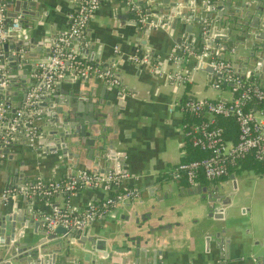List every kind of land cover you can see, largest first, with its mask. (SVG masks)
Instances as JSON below:
<instances>
[{
    "label": "crops",
    "instance_id": "0c3cea01",
    "mask_svg": "<svg viewBox=\"0 0 264 264\" xmlns=\"http://www.w3.org/2000/svg\"><path fill=\"white\" fill-rule=\"evenodd\" d=\"M34 2L39 18L32 22L31 28L23 27L26 34L33 38V47L28 50L31 58L25 59L23 69L21 67L18 70L29 78L33 61L46 51L50 37L66 29V15L73 6L72 0ZM182 18L177 19L171 27L162 23L143 30L139 28L135 12L126 0H101L88 18L83 36L87 43H98L94 56L98 58L99 64L109 63L111 58L114 59L111 65L107 66L118 68L117 75L125 85L126 91L121 97V107H115L117 101L112 88L104 86L99 78L92 77L90 84L83 90L91 91L94 100L101 97L103 100L110 99L114 107L109 109L102 103V108L108 111L107 119L101 125L105 127L102 134L104 144L111 145L117 154L122 156L118 161H121L131 175L127 183L141 190L140 195L131 203L144 200L148 197V188L159 182L164 184V189H167V184L171 185V193L178 194L176 199L184 198L189 203L183 208V212H177L178 220L173 223L164 221L167 224L161 227L160 235L163 236L158 246L160 255H156L153 260L149 253L139 264H249V260L254 263L256 259L264 256V172H254L250 168L238 166L227 175L214 180L213 186H217V191L226 201L219 200L212 210L205 206L207 202L203 206L197 204L196 197L202 194L201 191L182 193L190 184L184 179H173L167 174L168 168L183 160L186 154L184 114L175 102L187 96L226 99L230 95L225 86L215 88L210 85L207 73L197 67V59L193 56L185 57L176 63L169 58L176 43L187 45L194 52L202 47L200 43L196 44V28L191 26L189 30H185L190 21ZM182 34L188 41H178L177 38ZM114 46L116 51L112 50ZM136 49L158 57L157 72L147 63L135 65L129 60V56ZM89 51L91 50L88 48ZM175 67L188 75L185 83L173 84L165 78V72ZM73 75L74 73L67 72L64 78L69 80ZM62 87L65 90L79 88L75 82H65ZM111 112H114L113 115ZM73 148V151L67 150L65 154L59 150H33L18 138V141L8 148L7 154L2 156L0 188L5 185L9 172L11 174L8 179L10 178L11 183H24L36 175L44 178L62 177L67 172L74 173L87 162L104 167L105 159L97 155L96 148H92L90 158L84 146L77 144ZM194 184L205 185L207 182L198 179ZM102 195L100 190L83 188L66 197L64 193L55 194L51 199L57 204L80 209ZM0 206L3 212L21 211L22 215L36 212L40 216L41 212L49 209L46 199L21 194L8 198ZM128 211L126 205L111 207L103 219L91 222L83 234L101 237L110 230L119 231L127 222L128 218L125 217ZM35 220L33 218L23 226H19L17 222L14 237L16 242L32 245L41 237L42 224L34 226ZM55 246L56 244H49L46 248L52 251ZM6 247L14 248L12 242ZM81 247L91 248V244L63 243L60 251L54 253L53 260L50 257L52 253L37 254L36 256L41 258L40 262L30 254H26L22 259L26 251H21L13 255L9 264L133 262L134 256L131 253H116L113 260L95 258L96 254L92 252V248L89 260L86 261L83 256L85 250ZM1 255L2 258L5 257L4 252H0Z\"/></svg>",
    "mask_w": 264,
    "mask_h": 264
},
{
    "label": "water",
    "instance_id": "95a60500",
    "mask_svg": "<svg viewBox=\"0 0 264 264\" xmlns=\"http://www.w3.org/2000/svg\"><path fill=\"white\" fill-rule=\"evenodd\" d=\"M5 2L4 27L12 18H16L22 27L30 28L33 26L32 22L38 20L39 14L34 0H5ZM135 4L137 7L133 11L136 18L139 16L137 11L145 16L146 24L139 25V28L143 30L162 23L171 27L177 19H183L182 17L190 21V24L185 26V30H189L191 26L195 27L196 44L203 43L208 52V57L205 60L196 61L197 67L205 70L207 76L210 66L206 61L209 57L214 56L219 59L230 60L241 77L257 81L259 85L264 87V0H135ZM205 24L206 31L203 34L202 27ZM84 34L85 31L83 30L80 36L74 38L75 43H73L83 57L98 62V58L94 56V50L97 49L98 43H87ZM177 39L178 41H188L183 34ZM177 39L175 40L177 41ZM32 43L33 38L31 36L22 38L15 31L8 32L4 36V40H0V76L2 71L8 75L7 83L0 86V102L8 106V113H12L15 107L19 106L27 87L31 82L34 83L32 78L30 80L25 74L18 72L25 59L31 58L28 50L33 47ZM49 43L50 39L47 41L46 51L38 56L33 64L47 53ZM88 48L91 51L88 52ZM19 49L23 50L21 57L12 53V51L17 52ZM113 61L114 59L111 58L109 63L103 62L102 65H111ZM113 69L115 74H118V68ZM73 76L69 80L66 78L58 80L53 84L51 90H43V94L38 98L37 105L43 109V121L40 127L45 137L50 139L46 142V150H59L65 154L67 150L73 151V147L80 144L87 148L86 154L88 153L90 158L92 148H96L97 155L99 154L105 159L104 167L90 165L87 162L79 168L85 167L103 172L116 160L122 158L111 145L104 144L102 134L105 127L101 125L108 116V111L102 108V103L109 109L114 107L110 99L103 100L101 97L94 100L91 91L83 90L90 84L92 77ZM65 82H75L79 88L65 90L62 87ZM101 82L104 86L110 87L104 81ZM110 88L116 97L115 107H121L119 104L122 96L116 93L114 87ZM113 113L111 112L112 115ZM18 136L4 145L0 149V154H7L8 148L16 140L18 141ZM1 160L2 157H0V163ZM10 174L9 172L7 175L10 176ZM8 176L5 184L11 183ZM14 183L20 184L22 181H15ZM164 187V184L159 182L148 188V197L144 200L132 204V200L126 199L124 203L118 205H126L129 209L125 217L128 218L127 222L119 231L110 230L101 237H92L77 231L67 230L61 225L55 226L52 232L47 233L41 226V237L36 239L32 245H23L14 240L16 226L17 222L19 226L27 225L33 218L36 219L33 222L34 226L41 225L39 214L29 212V214L22 215L21 211L3 212L0 206V252L5 253L4 258L2 255L0 256V264H9L13 255L21 251H26L22 255V259L26 254H30L37 259V262H40L41 258L36 256L37 254L52 253L50 257L53 260L54 253L59 252L62 244L66 242L91 244L93 250L81 247L85 250L83 256L86 261L89 260L91 250L96 254L95 258L98 259L113 260L116 253H123L124 255L131 253L134 256L132 264H139V261L145 260L147 254L150 253L154 260L156 255H160L158 246L161 244L160 239L163 236L160 235L161 227L178 220L179 214L177 212H183V208L189 204L184 198L176 199L178 194L171 193V185L167 184V189ZM193 191L202 192L199 197H196L197 204L203 206L207 202L205 206L211 210L219 200L226 201L222 199L223 195L217 191L215 185L211 186L208 183L205 185L190 184L182 193L191 194ZM165 220L167 223L164 222ZM9 242H12L14 248L8 249L6 247ZM49 244H56L52 251L46 248ZM67 264H71V262ZM249 264H264V256L256 259L254 263H250L249 260Z\"/></svg>",
    "mask_w": 264,
    "mask_h": 264
},
{
    "label": "built area",
    "instance_id": "2783aa9c",
    "mask_svg": "<svg viewBox=\"0 0 264 264\" xmlns=\"http://www.w3.org/2000/svg\"><path fill=\"white\" fill-rule=\"evenodd\" d=\"M100 1L72 0L73 6L66 15V29L50 38L47 53L33 64L30 78L34 83L31 82L27 87L19 106L15 107L12 113H8V106L0 102V149L19 135L18 138L29 148L46 151V142L50 139L45 137L40 127L43 109L37 105V101L43 90H51L53 84L64 78L67 72L77 76L99 78L108 86L114 87L118 95L125 93V85L113 68L86 59L74 44V38L81 35L88 18ZM126 1L131 9L137 7L135 0ZM5 4V0H0V40H4V36L10 31L27 38L28 35L16 18H12L4 27ZM137 14L138 23L146 24L145 16L139 11ZM205 31L206 24L202 27L203 34ZM201 46L194 52L187 45L176 43L169 58L174 63L190 56L205 60L208 52L203 43ZM112 50L116 51V46ZM22 52V49L12 51L20 57ZM157 58L138 49L129 56L133 64L147 63L156 72L159 69ZM206 62L210 66V85L215 88L225 86L230 95L226 99L187 96L175 102L180 111L191 117L188 122H183L185 141L190 146L205 151V154L177 162L168 168L167 174L173 179H184L189 184H194L201 177L212 186L214 180L236 168L238 160L247 154L259 159L264 158V87L257 81L241 77L230 60L211 56ZM164 75L173 84H183L188 80V75L178 67L165 72ZM7 80V73L2 71L0 86H4ZM217 116L234 120L235 140L223 137L222 128L215 121ZM2 156L0 154V157ZM130 176L118 160L103 172L81 167L74 173L58 178L36 175L24 183L3 185L0 188V204L19 194L44 198L49 205L47 211L40 213L45 232H52L55 226L61 225L67 230L83 233L91 222L103 219L111 207L140 195L139 187L127 183ZM83 188L100 190L103 195L80 209L57 204L51 199L55 194L64 193L66 197ZM72 264L77 262L73 261Z\"/></svg>",
    "mask_w": 264,
    "mask_h": 264
},
{
    "label": "trees",
    "instance_id": "16d2710c",
    "mask_svg": "<svg viewBox=\"0 0 264 264\" xmlns=\"http://www.w3.org/2000/svg\"><path fill=\"white\" fill-rule=\"evenodd\" d=\"M183 121L188 122L190 120V116L187 113H183ZM217 125L221 126L222 134L224 138H228L231 140H235L236 137V124L233 119L228 117L217 116L215 118ZM186 142V141H185ZM205 154V151L199 150L190 146L186 142V154L183 157V160H188L191 158L201 157ZM239 168H250L254 172H264V158L259 159L255 158L252 154H247L243 158L238 160ZM237 166V167H238ZM198 179H202L199 177Z\"/></svg>",
    "mask_w": 264,
    "mask_h": 264
}]
</instances>
